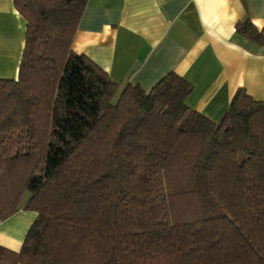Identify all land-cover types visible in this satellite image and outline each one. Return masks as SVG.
I'll return each mask as SVG.
<instances>
[{"label":"trees","instance_id":"trees-1","mask_svg":"<svg viewBox=\"0 0 264 264\" xmlns=\"http://www.w3.org/2000/svg\"><path fill=\"white\" fill-rule=\"evenodd\" d=\"M25 39L0 79V221L36 214L0 264H264V102L218 122L169 73L148 93L71 49L86 0H12ZM238 36L264 47L249 20Z\"/></svg>","mask_w":264,"mask_h":264},{"label":"crops","instance_id":"crops-1","mask_svg":"<svg viewBox=\"0 0 264 264\" xmlns=\"http://www.w3.org/2000/svg\"><path fill=\"white\" fill-rule=\"evenodd\" d=\"M246 20L264 33V0H86L71 49L146 93L173 73L192 86L186 106L218 122L239 89L264 102V47L235 31ZM25 25L0 0V79H17ZM25 202L0 221V246L12 252L36 218Z\"/></svg>","mask_w":264,"mask_h":264},{"label":"rangeland","instance_id":"rangeland-1","mask_svg":"<svg viewBox=\"0 0 264 264\" xmlns=\"http://www.w3.org/2000/svg\"><path fill=\"white\" fill-rule=\"evenodd\" d=\"M27 198V194L24 195V199Z\"/></svg>","mask_w":264,"mask_h":264}]
</instances>
